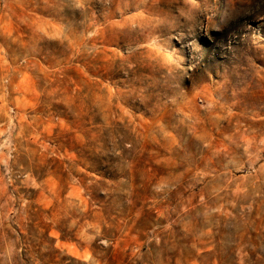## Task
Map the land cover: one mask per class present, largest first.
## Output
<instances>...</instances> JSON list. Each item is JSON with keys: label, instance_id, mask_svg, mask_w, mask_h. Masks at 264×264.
Here are the masks:
<instances>
[{"label": "rangeland", "instance_id": "obj_1", "mask_svg": "<svg viewBox=\"0 0 264 264\" xmlns=\"http://www.w3.org/2000/svg\"><path fill=\"white\" fill-rule=\"evenodd\" d=\"M0 264H264V0H0Z\"/></svg>", "mask_w": 264, "mask_h": 264}]
</instances>
